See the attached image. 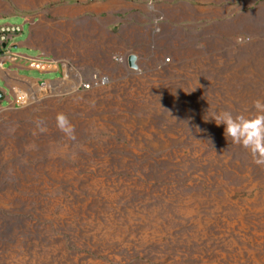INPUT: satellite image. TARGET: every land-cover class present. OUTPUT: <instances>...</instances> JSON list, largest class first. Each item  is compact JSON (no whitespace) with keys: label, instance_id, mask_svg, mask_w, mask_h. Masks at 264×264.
<instances>
[{"label":"rangeland","instance_id":"374dc122","mask_svg":"<svg viewBox=\"0 0 264 264\" xmlns=\"http://www.w3.org/2000/svg\"><path fill=\"white\" fill-rule=\"evenodd\" d=\"M4 24L61 66L0 110V264H264V155L209 118L264 115V0H0Z\"/></svg>","mask_w":264,"mask_h":264},{"label":"built area","instance_id":"2783aa9c","mask_svg":"<svg viewBox=\"0 0 264 264\" xmlns=\"http://www.w3.org/2000/svg\"><path fill=\"white\" fill-rule=\"evenodd\" d=\"M27 22H29L27 20ZM24 33L23 25L16 24H4L0 25V67L4 66L1 58L8 55L12 60H18L22 56L13 52L14 44L11 42L21 36ZM27 64L31 69H36L41 72H54L59 71L60 62L55 58H51L46 55L38 57H26ZM66 67V65H65ZM51 80H39V87L42 90H46ZM32 86V85H31ZM32 89L28 86L14 85L11 88L0 87V110L4 109V101L9 102V106L6 108H22L27 106L33 98Z\"/></svg>","mask_w":264,"mask_h":264},{"label":"clouds","instance_id":"9594fccd","mask_svg":"<svg viewBox=\"0 0 264 264\" xmlns=\"http://www.w3.org/2000/svg\"><path fill=\"white\" fill-rule=\"evenodd\" d=\"M160 31V29H156ZM257 109L264 111L259 104ZM209 118H214L217 125L225 126L224 134L235 144H241L254 155H264V115L246 118L243 115L233 116L230 112H221ZM59 127L70 134L71 130L65 127L64 118L58 117Z\"/></svg>","mask_w":264,"mask_h":264},{"label":"crops","instance_id":"0c3cea01","mask_svg":"<svg viewBox=\"0 0 264 264\" xmlns=\"http://www.w3.org/2000/svg\"><path fill=\"white\" fill-rule=\"evenodd\" d=\"M28 47L31 49H40L36 39L34 38V30L30 28V36L24 42L14 43V47ZM22 57L18 60H12L8 55H5L1 58L4 63L3 67H0V78L6 83V88H11L14 85L26 86L28 84H38L39 79H33L27 75V72L31 68L27 64L26 57L28 55L19 54Z\"/></svg>","mask_w":264,"mask_h":264},{"label":"water","instance_id":"95a60500","mask_svg":"<svg viewBox=\"0 0 264 264\" xmlns=\"http://www.w3.org/2000/svg\"><path fill=\"white\" fill-rule=\"evenodd\" d=\"M136 61H137V57L134 56V55L131 56L130 59H129L130 66L133 67V68H137Z\"/></svg>","mask_w":264,"mask_h":264}]
</instances>
